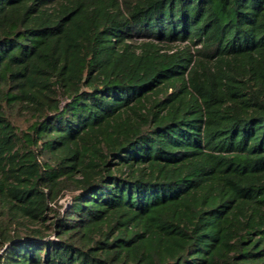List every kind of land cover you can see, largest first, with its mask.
Instances as JSON below:
<instances>
[{
	"label": "trees",
	"instance_id": "1",
	"mask_svg": "<svg viewBox=\"0 0 264 264\" xmlns=\"http://www.w3.org/2000/svg\"><path fill=\"white\" fill-rule=\"evenodd\" d=\"M0 264H264V0H0Z\"/></svg>",
	"mask_w": 264,
	"mask_h": 264
}]
</instances>
